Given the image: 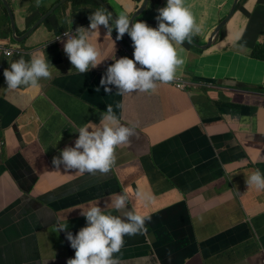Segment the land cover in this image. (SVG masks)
<instances>
[{
	"label": "crops",
	"instance_id": "0c3cea01",
	"mask_svg": "<svg viewBox=\"0 0 264 264\" xmlns=\"http://www.w3.org/2000/svg\"><path fill=\"white\" fill-rule=\"evenodd\" d=\"M73 1L54 9L28 36L55 0L12 8L17 30L26 37L23 46L43 52L44 42L89 22L88 15L99 9ZM104 1L130 17L145 0ZM162 2L149 0V11L138 21L156 27ZM232 3L184 0L201 27L198 43H206ZM237 7L215 45L174 46L191 74L205 69L206 77L263 86L264 60L253 53L264 49V0H242ZM9 26L1 14L0 43L8 39ZM91 41L103 61L86 74L69 70L67 54L50 45L52 79H41L38 93L7 88L3 72L11 58L0 54V264H67L75 250L66 233L57 231L58 223L67 219L73 235L86 227L80 213L89 200L101 208L109 203L107 211L123 216L109 199L121 192L129 194L127 210L151 221L144 234L124 237L115 254L120 264H264V190L246 183L256 169L264 173V163H256L264 157V91L208 86L192 81L185 70L186 90L157 82L155 92H99V79L115 59L128 57L127 49L102 26ZM108 105L135 132L128 144L116 147L112 169L95 175L64 170L62 150L75 146L79 127L98 120V106L106 111ZM53 157L61 159L59 169ZM138 192L150 199H138Z\"/></svg>",
	"mask_w": 264,
	"mask_h": 264
},
{
	"label": "clouds",
	"instance_id": "9594fccd",
	"mask_svg": "<svg viewBox=\"0 0 264 264\" xmlns=\"http://www.w3.org/2000/svg\"><path fill=\"white\" fill-rule=\"evenodd\" d=\"M31 1L27 0L30 3ZM56 1L43 11L42 16L56 4L58 5L54 9L65 1L72 0H65L62 3H59L61 0ZM43 2V0H34V5L40 7ZM8 7L14 19V13L9 4ZM4 9L9 20L8 12L5 7ZM54 9L40 24L47 21ZM157 12L158 15L155 17L157 26L151 27L144 20L131 19L126 12H121L113 18V15L105 8H99L88 15L89 22H85L84 27L77 26L73 31H62L53 40L57 39L58 48L68 56L64 61L66 67L79 74H86L103 61L100 49L91 41V36L99 31L100 26L105 33L126 45L128 57L115 59L107 67V73L101 76L100 85L96 91H100L103 87L106 94H111L112 88L109 85H114L116 93L121 96L133 92H155L157 82L171 83L175 88L180 89L176 85L177 81H185L189 87L187 80L176 78L177 68L185 61L178 56L174 45H181L185 41L191 44L192 38L198 43L195 38L199 39V36L194 35L201 32V27L196 24L189 8L185 7L184 0H166V5L158 8ZM85 26L88 27L85 28ZM10 28V26L7 28L8 33H6L8 39L0 43V54L7 50L10 54L8 56L3 54V56L11 58L10 68H6L4 72L3 65L0 64V73L3 72L5 78L4 84H7L9 90H19L23 87L25 91L38 93L41 89L40 83L44 82L41 79H52L48 57L43 52L35 54L32 48H26L21 42L13 41ZM15 30V36H21L16 23ZM125 33L131 38L132 47L124 42ZM50 42L43 44L46 47ZM113 42L115 45V41ZM180 90H186V88ZM117 107L120 105L118 104ZM100 117L102 119L99 125L88 122L79 127L76 130L79 136L75 146L62 150L64 170H76L80 174L87 172L95 175L97 172L107 174L112 169L115 163L116 147L128 144L135 132L133 128L119 121L112 105H108L105 112L99 111L98 118ZM90 128L91 131H89ZM256 163H264V157H258ZM60 164V158H52V165L56 169H59ZM246 183L248 186L254 185L258 190H264V173L256 169L246 178ZM136 195L138 199H150L139 192ZM109 199L111 208L118 213L123 211V216L107 211L109 203H106L105 208H101L97 202L90 203L86 209H81L80 214L86 218L87 226L81 228L75 235L68 231L67 219L65 223H58L57 231L66 233V239L75 250L74 258H69L67 264H120L115 254L123 248L124 237L142 235L147 231L146 225L151 221V217L138 214L134 210H127L130 202L128 193H116L114 198L110 196ZM90 201L92 200L88 203Z\"/></svg>",
	"mask_w": 264,
	"mask_h": 264
},
{
	"label": "water",
	"instance_id": "95a60500",
	"mask_svg": "<svg viewBox=\"0 0 264 264\" xmlns=\"http://www.w3.org/2000/svg\"><path fill=\"white\" fill-rule=\"evenodd\" d=\"M65 0H61L59 3H62ZM96 2H98L102 7L105 8V10H107L108 12H110L113 15V18H115L116 16H118L119 14L116 13V11L112 8V6H110L107 2H105L104 0H95ZM242 0H234L232 3V6L228 12V14L220 21L219 24L216 25V28L214 31L211 32V35L209 36V38H207L206 43L205 44H198L196 41L193 40L192 38V42L191 44L198 48V50L200 49H207L210 46H213L216 44V40L218 39V37L220 36L221 30L226 26V24L230 21V19L232 18V16H234L235 12L238 9V4H240ZM4 4H5V8L8 12V16H9V21H10V29H11V33H12V40L15 42H22L26 37H24V34H22L19 37L15 36V23H14V19H13V14L10 10V8L8 7V4L5 0H3ZM149 0H145L143 3V5L140 6L139 10H136L135 12H133L130 16L131 19L137 20L139 19V16L145 12V11H149V9L147 8ZM58 4H56L55 6H53L49 11H47L38 21H36L33 24V27L28 31L27 36L37 27V25H39L50 13L51 11L57 6ZM153 6H150V9H152ZM143 9V10H141ZM85 24H83L82 26L84 27ZM114 25V23H113ZM88 26H85V28H87ZM194 36H197V34H195ZM22 37V38H21ZM200 38V36H199ZM124 42L132 47V41L130 36H128L127 33H125L124 37H123ZM187 44L189 45V42L187 41ZM183 44L178 45V46H183ZM176 48V47H175ZM177 49V48H176ZM183 59V58H182ZM184 60V59H183ZM185 61V60H184ZM185 70L187 71L186 73H188L187 75H189L190 79L192 81H198V82H202L206 85H213V86H222L224 88H230V89H236V90H255L254 92H258V90L264 91V87L261 88H257V86H250L248 84H245L243 82H239L237 80L231 79V78H215V77H206L204 75V70L203 69H198L197 71H195L196 75L191 74L194 73V71H192L191 69H189L187 67V62L185 61V63L181 66H179L176 70V75H178L176 78L179 79H185V76L183 75V73H185ZM206 72V71H205ZM207 73V72H206ZM99 83H100V79H99ZM109 87L112 88V93L114 92L115 95H118L116 93V87L114 85H109ZM101 90L99 92H104L103 87L100 88ZM82 96H84V99L86 101H89L86 96L84 94H82ZM119 97H121V95H119ZM98 109L102 110L105 112V109L102 106H98ZM102 117L98 118V125L101 122Z\"/></svg>",
	"mask_w": 264,
	"mask_h": 264
},
{
	"label": "rangeland",
	"instance_id": "374dc122",
	"mask_svg": "<svg viewBox=\"0 0 264 264\" xmlns=\"http://www.w3.org/2000/svg\"><path fill=\"white\" fill-rule=\"evenodd\" d=\"M1 1H2V0H0V15H1V14H4V16H6L7 22H9L8 17H7V13H6L5 10H4L5 4H4V2L2 1L3 4L1 5V3H2ZM6 1L8 2V4H9V5L11 6V8H13V9H15L16 6L19 7V5H21V6H27V5H28L27 0H19V5L16 4V3H10L8 0H6ZM32 1H34V0H32ZM43 1L45 2V0H43ZM3 5H4V7H3ZM1 9H2V11H1ZM48 28H50V27H47V30H48ZM6 33H8V32H6ZM56 40H57V39H54L53 41H51V42L48 44V47L51 45L54 49H57V48L59 47V43H58ZM42 47H44L42 50H43V52H44L45 54L47 53V51H48L49 49H52V47H49V48H48V47H45V44H43ZM46 48H48V49H46ZM248 85H250V86H257V88L264 87V85L261 86V85H259L258 83H249ZM92 123L98 125V120H97V121L93 120Z\"/></svg>",
	"mask_w": 264,
	"mask_h": 264
},
{
	"label": "trees",
	"instance_id": "16d2710c",
	"mask_svg": "<svg viewBox=\"0 0 264 264\" xmlns=\"http://www.w3.org/2000/svg\"><path fill=\"white\" fill-rule=\"evenodd\" d=\"M75 2L76 4H82V5H91L93 8L94 7H98L100 9H104L100 6V4L98 2H96L95 0H75L73 1ZM2 5V3H1ZM256 51L253 53V56L258 59V60H264V49L262 48V46H258L256 49ZM90 203H95L94 201H90L87 206L90 204ZM82 209H86L85 205H82L81 206Z\"/></svg>",
	"mask_w": 264,
	"mask_h": 264
},
{
	"label": "built area",
	"instance_id": "2783aa9c",
	"mask_svg": "<svg viewBox=\"0 0 264 264\" xmlns=\"http://www.w3.org/2000/svg\"><path fill=\"white\" fill-rule=\"evenodd\" d=\"M3 52H4L3 54H4V55H7V56L10 54V52L7 51V50H4ZM176 85H177V87H179L180 89H185V88H187L188 83L185 82V81H177ZM2 146H3V142H2V140H0V151H1Z\"/></svg>",
	"mask_w": 264,
	"mask_h": 264
},
{
	"label": "flooded vegetation",
	"instance_id": "af4514ba",
	"mask_svg": "<svg viewBox=\"0 0 264 264\" xmlns=\"http://www.w3.org/2000/svg\"><path fill=\"white\" fill-rule=\"evenodd\" d=\"M162 1H163V2H162V4L159 6V8L164 7V6L166 5V0H162ZM195 39L199 40L198 38H195Z\"/></svg>",
	"mask_w": 264,
	"mask_h": 264
}]
</instances>
